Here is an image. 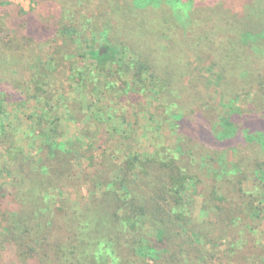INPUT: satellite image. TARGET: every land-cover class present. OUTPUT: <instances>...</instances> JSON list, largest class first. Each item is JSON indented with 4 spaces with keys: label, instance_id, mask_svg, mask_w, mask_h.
Segmentation results:
<instances>
[{
    "label": "rangeland",
    "instance_id": "1",
    "mask_svg": "<svg viewBox=\"0 0 264 264\" xmlns=\"http://www.w3.org/2000/svg\"><path fill=\"white\" fill-rule=\"evenodd\" d=\"M35 1L37 0H0V9H7L8 5L12 4L11 10L15 16L12 28L25 30L21 27L26 24L25 13L29 12L31 16L35 14L34 11L38 9ZM168 1L150 0L147 7H155L163 16H157L161 20L157 21L158 28L155 31L146 32L141 25L138 26V3L142 4L147 0H119L120 7L126 8V11L117 10L105 0L100 4V8L108 7L111 11L102 16L103 21H100V24L108 23V34L96 39L92 45L88 43L87 47L106 49L110 56L108 61L98 63L76 55L71 61V58L62 61L61 72L50 74L54 71L53 63L47 56L53 53V49H46L42 53L41 65L32 69L36 76H31L29 68L25 73L24 68L19 66L12 68V87L0 83V93L3 96L0 102L3 111L0 113V132L8 135L0 137V264H40L37 258H20L19 238L11 239L6 228L12 226L8 221L10 216H26L30 211L35 212L37 219L44 222V228H47L48 221L52 222L49 225L52 229L49 231L52 237L56 236L53 238V245L57 249L59 246L55 240L59 237L62 244L64 240H61V237L68 236L63 215L72 214L78 201L86 203L92 196L101 198L106 190L99 182L119 183L122 179L121 166L128 158L126 155L133 152L152 155L165 147L176 149L177 152V147L182 145L188 148L196 144L200 149L206 147L201 145V133L211 131L220 134L224 131L220 125L231 108L228 96L230 82L226 84L222 80L221 70L213 65V56L211 57L208 51L191 53L184 49V37L179 34L181 25H184L180 21L179 12H172V5ZM192 1L201 5L200 7L210 5V0ZM225 1L226 7L235 10L238 15L246 14L248 6H256L254 11L250 12V20L255 25L264 22V5L261 6L253 2L254 0ZM261 1L264 3V0ZM147 13L154 17L149 10ZM247 20L242 19V25ZM47 27L49 35L56 42L53 43L55 51L68 49L67 39H62L58 32L60 27L51 22ZM176 40L180 41L178 48H182L177 51V55L175 53L178 48H173ZM240 46L233 58H227L223 52L217 56H224L228 62L233 61L235 57H241L243 51L245 57L253 56L252 60L245 62L243 57L236 58L235 72L230 76L237 86L236 92L243 94L242 97L247 99L245 93L252 87L251 75L264 74V38L259 41L247 38V42ZM43 47L42 45L41 49H44ZM174 58H178L181 64L180 68L176 64L175 70L172 68ZM143 64H146L150 71L146 70L142 76L139 71H142ZM22 65L25 66L26 62ZM73 65L87 68L79 82L75 80V73H71ZM95 66L103 67L105 71L98 72ZM89 68L94 69V73L89 71ZM47 74L58 83V90L49 89L46 85L40 86V90L36 89L39 87L36 86L39 85L38 81H45ZM94 74L96 82L92 83ZM107 79L113 84L108 88ZM244 86L247 87L242 91ZM124 88L133 93H125L124 98H121V90ZM6 90L12 91L13 95L6 93ZM114 90L120 91L114 95ZM56 98H60L61 102L56 101ZM240 105L243 106L244 115L241 111L239 116L235 117V126L238 130L237 136L244 138L248 133L247 126L257 125L263 128L261 122H264V109L259 111V106L255 103L250 105L245 100L242 104H235L236 107ZM245 115L250 120L246 121L243 118ZM237 136L235 138H238ZM8 137L13 138L10 139L13 144L9 145ZM190 137L194 144L188 141ZM111 138L124 141L119 147L121 152L109 147L107 155L104 156L102 153L105 147L100 143ZM45 142L55 146L54 149H60V145H64L65 152L73 151V155L65 159V170L56 169V173L39 174L40 156L37 149ZM124 144L129 146L123 147ZM208 148L204 152L208 154L206 160L200 158L202 152L192 164L193 167L187 171L195 182L192 179L187 180L184 200L191 209V219L196 226L203 223L201 211L206 201L199 193L200 186L196 182L203 178L208 170L219 168L222 162H239L240 152L244 150V146L238 148L237 145L225 141L218 147ZM114 151L115 156L111 157ZM215 151H219L217 156ZM250 158L253 163L254 156ZM102 162L104 174L98 179L97 171ZM258 162L262 163L258 172L254 173L255 167L253 172L245 171L246 178L240 185V189H243V193L240 192V196L244 197L242 200L247 205L251 203L246 216L249 222V243L239 254H233L226 249L225 244L232 239L231 236L221 239L222 235L218 234L212 240L216 243L204 248L205 251L210 250L205 257L209 260L207 264H264V214L261 218L257 217V213L251 215L252 209L264 210V188L257 179L264 178V158ZM63 175L65 177L61 179ZM41 186L44 188L41 189ZM31 189H37L34 199L29 198ZM213 202L210 200L209 203L214 208ZM67 205L73 206L72 210H66L64 206ZM22 226L26 228L24 223ZM61 227L65 228L61 230ZM202 234L203 232L196 231L190 235H179L177 242L184 246L196 244V239ZM44 246L48 248L46 244ZM172 250L166 247L162 264L177 263V259L172 257Z\"/></svg>",
    "mask_w": 264,
    "mask_h": 264
},
{
    "label": "trees",
    "instance_id": "2",
    "mask_svg": "<svg viewBox=\"0 0 264 264\" xmlns=\"http://www.w3.org/2000/svg\"><path fill=\"white\" fill-rule=\"evenodd\" d=\"M107 1L117 10H127L120 7L119 0ZM104 2L105 0H37L34 2L38 8L34 11L35 14L31 16V13H25L26 24L21 25L25 30H21L19 27L12 28V21L15 20L11 10L12 4H9L7 9H0V83L3 82V85L9 88L12 87L14 82L12 68L19 66L24 68L25 73L29 68L32 72L31 76H36L32 69L41 65L42 53L46 49L51 51L53 49V53L47 56V59L53 63L54 71L50 74L61 72L63 70L62 61L70 58L71 61L76 55L98 63L108 61L110 59L109 52L101 54V49L87 47L88 43L92 45L96 39L108 34V23L100 24V21H103L102 16L111 11L108 7L100 8V4L102 5ZM149 2L150 0L142 4L138 3V26L141 25L146 32L155 31L158 28L157 21L161 20L157 16H163V13L155 7H147ZM168 2L172 5V12H179L180 21L184 25H181L182 30L179 33L184 37V49L191 53L199 52V50L208 51L211 57L213 56V65L221 70L222 80L226 84L228 81L230 82L228 96L231 108L230 112L223 117L220 125L224 131L220 134L211 131L201 133V140H199L203 144H200L206 147L200 149L196 144L188 148L182 145L177 147V152L176 149L165 147L152 155L139 152L126 155L128 158L126 163L121 166L122 179L119 183L114 181L108 184L99 182L106 190L101 198L92 196L86 203L78 201L75 203L72 214L63 215L66 228L61 227L60 229H67L68 236L61 237V240H64L62 244H60L59 237L55 240L59 246L57 249L53 245V238L56 236L52 237V233L49 231L52 229L49 227L52 222L48 221L47 228H44V222L37 219L35 212L30 213V211L26 216L20 214L10 216L8 221L12 223V226L9 225L6 228L11 239L12 237L19 238V255L22 260L25 257L37 258L40 264H139V262L162 264L166 247H168V250L174 249L171 252L172 257L177 259L176 264H207L209 260L205 257L210 253V250L205 251L204 248L215 244L216 241L212 240L218 234L222 235L221 239L231 236L232 239L225 244L226 249L233 254H239L247 247L249 222L246 216L251 203L247 205L242 200L243 196H240V192L243 193V189H240V185L246 178L245 171L253 172L255 167L254 173H257L261 168L262 163L258 161L264 158V122H261L263 128L257 125L247 126L248 133L244 138H240L237 136L235 117L237 118L241 111L244 115V111L243 106L240 105L241 109H239L240 107H236L235 104H242L245 100L250 105L255 103L259 106V111L264 109V74L251 75L250 86L252 87L245 93L248 98L244 99L243 94L236 92L237 86L231 81L230 76L235 72L234 61L236 58L243 57L245 62L252 60L253 56H246V58L243 51L241 57H235L233 61L228 62L224 56L218 57L217 54L223 52L227 58H233L239 51L240 45L247 42V38H252L254 41L263 39L264 22L261 25H255L250 20V12L256 8L252 5L246 8V14L238 15L235 10L232 11L226 7L225 0H210L208 2L210 5L202 7L196 5L192 0H169ZM253 2L259 3L261 6L264 5L261 0ZM145 6L147 8H140ZM148 10L154 14L153 18L147 13ZM117 13L113 12V14ZM242 19L248 20L242 25ZM257 19L260 23L258 16ZM96 21L99 22L96 23ZM49 22L60 27L58 32L62 39H67L68 49L64 47L66 50L55 51L53 43L56 42L48 32ZM43 24H45L44 27ZM179 43L180 41L176 40V45L173 48L177 49ZM42 45L44 49H41ZM238 45L239 47H237ZM181 49L178 48L175 54L177 55L179 53L177 51ZM75 50L76 52H74ZM12 56L16 58L13 59ZM23 62H26L25 66L22 65ZM73 63L75 64V62ZM176 64L180 68L181 64L178 58L173 59V70H175ZM95 69L98 72L105 71V68L99 66H95ZM86 70V67L73 65L71 73H75V80L79 82ZM146 70L150 71L147 65L143 64L139 75L143 76ZM89 71L94 73L92 68H89ZM50 74H47L45 81L43 79L38 81L37 90H40V86L43 85L48 86L49 89L58 90V83L53 80ZM72 81L74 82V80ZM91 82H96V76ZM112 85V82L107 79V88ZM245 87L247 86H244L242 91L246 89ZM141 90L143 91V87ZM119 91L114 90L113 94L117 95ZM5 92L13 95L12 91L6 90ZM130 93L133 92H128L126 88L122 89L121 98H124V94L129 95ZM2 98L0 93V102ZM55 100L61 102L60 98ZM1 110L2 106L0 105V113L3 112ZM243 118L246 121L250 120V118H246V115ZM3 135L4 137L8 136L1 131L0 137ZM8 139L13 138L8 137ZM112 139L100 143L105 147L102 153L104 156L107 155L109 147L121 152L119 147L124 141ZM188 141L194 144L191 137L188 138ZM224 141L237 145L238 148L244 146V150L240 152L239 162L226 164L222 162L219 168L208 170L203 178L196 182L200 186L199 193L206 200L201 211L203 223L196 226L191 219V209L184 200V194L188 187L187 180H193L187 171L193 167L192 164L196 162L202 152L203 155L200 158L206 160L205 157L208 154L204 152L209 149L208 146L218 147ZM11 144H13L12 140L9 141V145ZM60 146V149L58 147L54 149L55 146L45 142L37 149V154L40 156L39 169L41 171L39 174L48 175L56 173V169L65 170L63 166L65 159L72 156L73 151L65 152L64 145ZM127 146L129 145H123V147ZM208 152L211 151L208 150ZM218 152L215 151L214 154L217 156ZM114 154L115 151L111 157H114ZM250 156L255 158L253 163ZM71 162L70 164H72ZM102 166L103 162L97 171L98 179L104 174ZM63 177L65 176L63 175L61 179ZM257 179L260 180L264 188V178L257 177ZM193 181L195 182V180ZM43 188L41 186V189ZM36 190L31 189L30 199L36 197ZM210 200L214 201V208L210 205ZM64 208L70 211L73 206L67 205ZM256 213L257 217L261 218L264 210H251V215L254 216ZM33 220L34 223L30 222ZM23 223L26 228H23ZM196 231L203 232L196 239V244L184 246L177 242L180 239L179 235H190ZM234 233H236L235 236ZM208 236H210L209 239Z\"/></svg>",
    "mask_w": 264,
    "mask_h": 264
},
{
    "label": "water",
    "instance_id": "3",
    "mask_svg": "<svg viewBox=\"0 0 264 264\" xmlns=\"http://www.w3.org/2000/svg\"><path fill=\"white\" fill-rule=\"evenodd\" d=\"M100 53L101 54L106 53V49H101Z\"/></svg>",
    "mask_w": 264,
    "mask_h": 264
}]
</instances>
